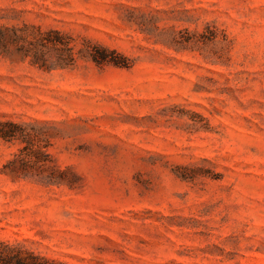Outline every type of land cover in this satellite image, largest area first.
<instances>
[{"label": "rangeland", "instance_id": "1", "mask_svg": "<svg viewBox=\"0 0 264 264\" xmlns=\"http://www.w3.org/2000/svg\"><path fill=\"white\" fill-rule=\"evenodd\" d=\"M0 239L264 264V0H0Z\"/></svg>", "mask_w": 264, "mask_h": 264}, {"label": "trees", "instance_id": "2", "mask_svg": "<svg viewBox=\"0 0 264 264\" xmlns=\"http://www.w3.org/2000/svg\"><path fill=\"white\" fill-rule=\"evenodd\" d=\"M106 50L92 53V59L101 63L106 61ZM114 64L124 65L123 62L113 61ZM0 264H67L63 261L46 257L25 247L19 241L10 242L0 239Z\"/></svg>", "mask_w": 264, "mask_h": 264}]
</instances>
